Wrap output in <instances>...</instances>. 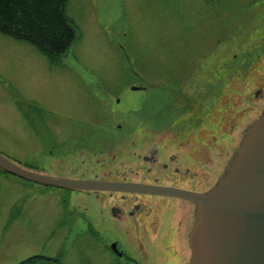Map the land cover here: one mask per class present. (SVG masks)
Returning a JSON list of instances; mask_svg holds the SVG:
<instances>
[{"label":"rangeland","instance_id":"rangeland-1","mask_svg":"<svg viewBox=\"0 0 264 264\" xmlns=\"http://www.w3.org/2000/svg\"><path fill=\"white\" fill-rule=\"evenodd\" d=\"M208 2L218 5L213 17L217 30L209 37L215 42L211 53L206 51L207 32L212 31L205 22ZM238 2L69 0L67 13L77 25L78 37L56 62L32 43L0 33V152L33 170L69 176L94 168L93 159L86 158H94L98 147L102 151L112 146L116 168L121 169L120 161L129 164L126 151L131 141L137 146L169 144L168 151H173L174 138L193 137L197 142L191 147L199 151L204 148L201 138L208 136L217 142L211 144L214 167H225L251 121L232 127L219 118L217 125L213 120L212 126L200 127L178 111L172 115L174 128L152 121L158 110L169 118L162 91H196L204 102L210 100L211 108L205 110L214 117L226 111L237 91H254L255 84L264 83V58L241 67V48L254 45L249 44L252 29L237 26ZM226 12L227 26L225 20L221 23ZM253 21L256 35H263L264 11ZM226 30L228 37H223L220 33ZM239 38L244 44L239 45ZM263 39H257L256 46L264 45ZM198 62H212L203 79L194 78ZM225 93V108H220ZM115 97L122 98L120 103ZM141 99L148 105L146 112ZM250 114L246 112L245 120ZM160 137L163 143H158ZM116 177L114 172L111 178ZM220 177L215 169L212 185ZM94 199L0 169V264H19L36 254L62 256L65 264H156L158 248L149 243V259L141 257L136 238L123 231L117 235L100 220ZM114 240L135 260L117 257ZM176 262L173 258L172 264Z\"/></svg>","mask_w":264,"mask_h":264},{"label":"flooded vegetation","instance_id":"flooded-vegetation-1","mask_svg":"<svg viewBox=\"0 0 264 264\" xmlns=\"http://www.w3.org/2000/svg\"><path fill=\"white\" fill-rule=\"evenodd\" d=\"M238 4L240 6V13L237 14V18L240 20L237 21V26L248 27L249 30L252 29L249 44L253 43L254 45L252 47L253 49H250L251 47L248 46L247 48L240 47L243 50L241 57V67L243 68V64L251 66L261 63L264 58V50L260 51L264 45H258L257 42L256 46L255 42L260 37L264 38V33L263 35L259 34L257 36L254 30L256 23L254 21L252 23L250 22V20H253L264 11V0H239ZM206 5L208 6L205 7L207 11L205 22L212 29V31L207 32L208 42L210 44L206 46V51L211 53L213 50L212 44L215 42L209 40V37L211 32L214 33L217 30L215 29L216 23L213 17H216L218 5H209V2ZM204 16L202 15V17ZM227 16V12L221 16V23L225 20L224 25L226 26ZM218 17L220 16L218 15ZM218 32H221V30ZM227 32V30L225 32L222 31L220 34L223 37L225 35L228 37L229 33ZM219 41H222V39ZM241 43L244 44V40L239 38V45ZM229 47H231V44ZM228 48H225L226 53ZM194 65L197 69L194 73L195 79H203L208 75L206 70H211L212 68V62H198V65ZM138 89H145V87L140 86ZM237 92L236 95H233L237 97L233 98L229 105L227 103L229 107L227 106L226 111L221 109L219 114L211 117L210 113L205 110L206 107L211 108L207 104L210 100L204 102V100L200 99L201 95H198L196 91H162L161 95L166 102L169 118L165 119V113L162 116L158 110V118L152 122L160 125L163 121L170 123L171 128H174L175 126H172L174 125L172 115H175V111H178V114H183L182 118L184 120L190 122L194 119V124H198L200 127L212 126L214 121L217 125L220 122L218 120L219 118L225 125L245 127L248 122L251 121L252 123L264 112V83L255 84L254 91ZM168 93H170V97ZM225 95L226 93L221 96L222 107L220 108H225L223 103V97ZM166 96L168 97L166 98ZM115 99L117 103H120L122 98L115 97ZM147 106L143 105L141 99V109L143 112L147 111ZM220 108L216 109L220 110ZM246 112H251V117L250 119L248 118L249 120H245ZM145 123L148 122L145 121ZM118 125L121 127L123 124ZM243 134L244 132L239 136V143ZM81 137L83 138V136ZM173 141L176 144L173 151H168L169 144L160 147L158 145L149 146L147 142H144L141 146H137V141H131L128 151H126L127 158L130 160L129 164L120 161L119 166L121 169L116 168L118 158L112 146L102 151L98 147V151L94 152V158H86L89 162L93 159L96 164L94 168H88V172H84V174H73L67 177L136 182L181 188L196 192L212 190L214 187L212 185L214 170L216 169V172H221L222 176L228 166L226 164L223 167L219 163V168H217V165L214 167L211 144H217V142H214V140L212 142V137H203L201 138V142L204 144V148L197 151L195 147H191L192 144L197 142L193 137H189L186 140H176L174 138ZM163 142V137H160L158 143ZM222 151L226 152L225 148L222 147ZM83 152L84 149H81V153ZM98 169L101 171L98 172ZM114 172L117 173L118 177L111 178ZM61 189L76 190L70 188ZM77 191L95 196L94 201H97L95 206L98 208L100 220L106 223V227L118 232L117 235L123 231L129 238L137 239L138 243L136 247L139 249L141 257L144 255L145 258L149 259L148 244L150 243L154 248H158L154 253L156 264H172L173 258L177 259L175 264H188L190 261L192 246L189 241V235L193 228L194 218L199 209V205L195 202L184 198L150 193L81 189H77ZM79 207L81 208L83 206L79 205ZM87 208L86 206L84 207V209ZM114 244H116L117 250L113 248ZM112 251L117 257H126L129 260H135L120 247L119 240L113 241Z\"/></svg>","mask_w":264,"mask_h":264},{"label":"water","instance_id":"water-1","mask_svg":"<svg viewBox=\"0 0 264 264\" xmlns=\"http://www.w3.org/2000/svg\"><path fill=\"white\" fill-rule=\"evenodd\" d=\"M0 167L41 185L150 193L191 200L199 209L189 235L192 255L188 264H264V112L244 129L224 175L207 192L42 173L1 152ZM113 248L117 250L116 244Z\"/></svg>","mask_w":264,"mask_h":264},{"label":"trees","instance_id":"trees-1","mask_svg":"<svg viewBox=\"0 0 264 264\" xmlns=\"http://www.w3.org/2000/svg\"><path fill=\"white\" fill-rule=\"evenodd\" d=\"M68 2L69 0H0V33L32 43L51 61H59L78 37L77 25L67 13ZM19 264L65 262L62 256L36 254Z\"/></svg>","mask_w":264,"mask_h":264}]
</instances>
